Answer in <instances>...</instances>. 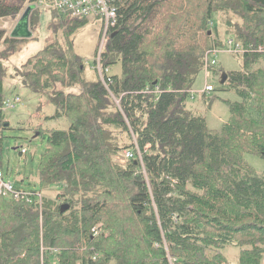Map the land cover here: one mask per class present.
Here are the masks:
<instances>
[{"label":"trees","instance_id":"obj_1","mask_svg":"<svg viewBox=\"0 0 264 264\" xmlns=\"http://www.w3.org/2000/svg\"><path fill=\"white\" fill-rule=\"evenodd\" d=\"M26 1L36 0H0V26ZM117 7L95 50L93 79L84 77L71 37L86 18L56 10L52 37L15 72L54 106L45 119L69 124L34 129L46 134V147L32 189L57 187L55 198L42 195L39 206L0 195V264H233L229 246L238 248L236 264H259L264 171L244 154L264 157V0H118ZM7 32L0 27L4 60L27 40ZM236 45L239 69L220 70L217 60L205 66L210 51ZM116 63L120 72L107 73ZM203 69L225 72L218 89L238 97L226 101L218 130L188 107ZM8 76L0 61V169L10 128L1 107L17 94L8 87L4 94ZM118 153L125 160H115Z\"/></svg>","mask_w":264,"mask_h":264},{"label":"rangeland","instance_id":"obj_2","mask_svg":"<svg viewBox=\"0 0 264 264\" xmlns=\"http://www.w3.org/2000/svg\"><path fill=\"white\" fill-rule=\"evenodd\" d=\"M33 4L36 11L32 17L34 26L32 27V36L26 41L18 43V50L13 53L7 60L1 59L8 69L9 76L5 80L4 94L8 91H15L14 95L20 97L19 103L12 108L5 110V118L10 123V128L4 130L3 155H2V171L6 178L12 180L16 186L22 189L38 188V164L41 154L46 147V134H35L36 126L44 129L50 128H66L68 120L66 118L45 119L54 112V106L48 101L45 95L35 93L28 88L22 86L20 77L15 74L16 70H20L22 63L27 57L39 51L47 41L52 37L49 29L50 23L53 21V12L33 2L26 1L23 9L16 17L19 18L24 8ZM37 7V8H36ZM223 17H219L220 34L223 35L224 26L222 25ZM12 18L7 22L10 26L13 23ZM87 24L77 30L71 37L73 42V51L80 55L86 63L84 77L89 80L97 75L95 67H93V59L97 57L95 50L99 51L102 43V37H99L101 22L95 18H86ZM9 35L10 29H7ZM63 30H58L56 35L60 37ZM103 35V34H102ZM5 46L0 45V51ZM218 68L228 71L239 69L241 66L240 56L234 51L220 50L217 55ZM120 72V64L111 65L108 72L115 74ZM206 70H201L192 85L193 97L188 100V107L201 114L206 124L211 129L218 130L223 122L228 118V106L226 101L238 100L233 90H219L221 72L208 71L205 79ZM205 83L214 86V90L202 93ZM10 88L9 90L7 89ZM15 88V89H14ZM66 91H77V88H66ZM9 91V92H10ZM36 132V131H35ZM25 149L22 153L21 150ZM115 160L122 162L123 157L118 153ZM244 160L258 174L264 171V157L259 155L246 153ZM57 187H51L42 190L45 197L55 198ZM60 201L59 199L57 200ZM224 253L233 264H236L238 248L229 246L224 249Z\"/></svg>","mask_w":264,"mask_h":264},{"label":"built area","instance_id":"obj_3","mask_svg":"<svg viewBox=\"0 0 264 264\" xmlns=\"http://www.w3.org/2000/svg\"><path fill=\"white\" fill-rule=\"evenodd\" d=\"M117 1L118 0H36L33 3H35V6L36 4H38L43 8H46L48 10H56L70 17L95 18L101 22V28L103 29V37H104L107 30L110 27H113L114 24L116 23L117 8H118ZM8 19H10V17L2 18V24L0 27L6 30L10 29L11 31V29L16 24L18 17L12 18L14 19L12 26H10L9 23L7 22ZM227 44L231 46L233 43L231 40H228ZM219 51L220 50L218 49H213L208 53V57H206L205 60V66L213 65L216 63L217 60L216 55ZM232 51L240 52L241 48L239 45H236ZM106 71H108V69H106ZM207 75L208 72L206 71V76ZM213 89L214 87L212 84L205 83L203 91L210 92ZM19 101H20V97L18 95L12 96L4 101L1 109L5 111L6 109L12 108L17 103H19ZM21 152L24 153L25 149L23 148ZM132 156H133L132 152L130 151L124 152L125 158H130ZM0 195L6 198L26 199L28 202H32L33 200H35L37 203L35 202L33 203L39 206L42 199V193L40 191H33V189L17 188L12 180L4 176V173L1 169H0ZM259 264H264V256L262 257Z\"/></svg>","mask_w":264,"mask_h":264},{"label":"water","instance_id":"obj_4","mask_svg":"<svg viewBox=\"0 0 264 264\" xmlns=\"http://www.w3.org/2000/svg\"><path fill=\"white\" fill-rule=\"evenodd\" d=\"M33 9H34L33 4H29L24 8L16 24L14 25V27L11 29L9 33L10 37L17 38V39H27L32 36V31L29 27V17ZM226 77H227L226 73L223 72L221 74L220 84H222L226 80ZM67 208H68V205L63 204L60 207V211L63 212Z\"/></svg>","mask_w":264,"mask_h":264}]
</instances>
